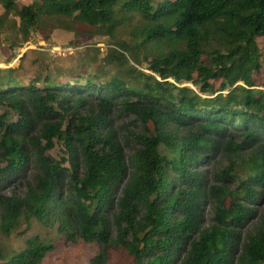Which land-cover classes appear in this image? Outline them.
<instances>
[{"label": "trees", "instance_id": "obj_1", "mask_svg": "<svg viewBox=\"0 0 264 264\" xmlns=\"http://www.w3.org/2000/svg\"><path fill=\"white\" fill-rule=\"evenodd\" d=\"M0 4L24 41L47 19L112 39L131 15L143 19L103 59L127 65L136 85L98 73L22 84L15 69H0V186L19 179L25 189H0V234L35 220L70 243L98 245L91 264L111 251L133 264H264V212L255 211L264 204V90L253 78L264 0ZM142 61L150 75L135 67ZM122 117L132 121L116 128ZM134 121L143 131L128 128ZM219 153L228 166L209 185L203 163ZM52 249L33 236L11 255L0 247V264H40Z\"/></svg>", "mask_w": 264, "mask_h": 264}, {"label": "rangeland", "instance_id": "obj_2", "mask_svg": "<svg viewBox=\"0 0 264 264\" xmlns=\"http://www.w3.org/2000/svg\"><path fill=\"white\" fill-rule=\"evenodd\" d=\"M38 0H16L18 7L31 5ZM0 69H15L12 73L13 79L22 84L30 81L41 83L44 79H59L61 82L67 80V76H77L98 73L106 78L118 76L128 81L130 85H136L137 75H125L123 72L128 69L117 65H107L103 59L112 48L115 42H128L129 31L143 22L138 14H133L128 21L124 22L115 30L114 39L104 35L92 33V29L77 23H71L70 28H63L57 20H45L36 27L29 28L28 40L24 41L19 32L18 20L13 13L5 14L0 4ZM256 45L261 54L262 67L254 74L255 88L264 90V37L256 39ZM139 58L143 59V53H139ZM205 59V57H203ZM129 61V58H128ZM131 61V60H130ZM135 66L145 75H150L145 63ZM143 79V78H141ZM171 81V80H170ZM193 91L199 93L198 87L191 83H182ZM218 87V83L216 84ZM226 93V90L223 92ZM4 109L0 108V114ZM9 120L14 119V115L7 116ZM132 118L122 117L114 124L120 127L124 123H130ZM128 128L135 132L143 131L140 122L128 124ZM60 146L55 144V148L50 152L52 157L58 159ZM228 166L221 153L217 154L213 160L203 163V171L206 173L209 185H212V176L217 171ZM24 183L19 181L11 184H4L0 189L4 194L10 195L15 192L19 195L24 193ZM233 188V187H232ZM257 215L264 212V204L255 207ZM203 215L210 217L209 202L203 206ZM255 219L246 222L245 230H249ZM33 236H38L44 243L53 247L40 264H91L99 250L98 245L85 244L82 242L70 243L60 236L55 228H45L35 220L29 223L22 221L10 235L0 234V247L9 255L22 250L25 241ZM106 264H133L132 258L123 252L111 251Z\"/></svg>", "mask_w": 264, "mask_h": 264}]
</instances>
